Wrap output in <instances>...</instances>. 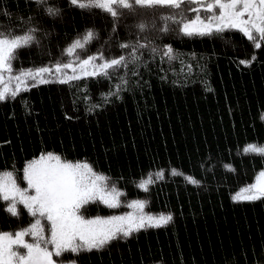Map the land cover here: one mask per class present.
Masks as SVG:
<instances>
[{
	"label": "trees",
	"instance_id": "obj_1",
	"mask_svg": "<svg viewBox=\"0 0 264 264\" xmlns=\"http://www.w3.org/2000/svg\"><path fill=\"white\" fill-rule=\"evenodd\" d=\"M50 2L62 9L55 19L29 0H0V30L41 29L39 46L20 50L14 70L54 62L89 28L98 39L82 57L98 50L118 56L119 42L140 38L132 27L138 17H121L113 32L106 13L80 10L67 0ZM169 27L167 33L142 35L161 50L170 45L172 59L141 49V60L111 79L39 84L0 102V170L15 168L20 181L27 161L53 152L87 161L127 199L146 201L149 212L172 215L166 226L134 232L103 251L66 253L59 259L78 264H264V199L232 200L264 170V157L241 150L249 142L264 145V44L256 50L237 32L187 37L175 31L176 25ZM253 54L250 66L240 63ZM110 91L117 95L103 99ZM173 168L184 175L172 176ZM160 170L164 176L157 180ZM149 174L154 182L144 191L137 185ZM185 176L200 184L188 183ZM5 207L0 201L1 231L28 225L31 218L23 207L19 218ZM83 212L91 217L119 211L96 203Z\"/></svg>",
	"mask_w": 264,
	"mask_h": 264
},
{
	"label": "snow or ice",
	"instance_id": "obj_2",
	"mask_svg": "<svg viewBox=\"0 0 264 264\" xmlns=\"http://www.w3.org/2000/svg\"><path fill=\"white\" fill-rule=\"evenodd\" d=\"M29 2L50 19L59 17L62 12L50 0ZM67 3L80 10L95 9L108 14L113 21V32H116L115 25L121 17H138L132 27L140 38L119 42L117 47L122 54L118 56L106 57L103 50H98L82 57L81 53L87 51L88 45L98 39V32L89 28L62 49L61 57L54 62L14 70L13 62L19 58L20 50L39 46L37 34L41 29L32 25L21 32L0 30V102L15 99L21 92L39 84L69 83L97 76L111 79L115 72L137 64L142 57L141 49H149L152 54L160 53L172 59L170 45L161 50L151 46L148 37L142 35L151 31L167 33L172 30L170 24L177 26L175 31L178 34L187 37L222 36L232 31L241 34L256 50L264 44V0H67ZM31 19L28 17L29 22ZM48 35L45 33V36ZM255 59L253 54L240 63L250 66ZM120 80L121 84H127L123 76ZM121 84L115 86L117 92ZM117 92L110 91L103 99L117 95ZM241 150L244 155L264 157V145L256 142L246 143ZM224 168L235 171L229 164H225ZM20 171L19 180L26 184L25 187L18 182L15 168L0 170V201L6 202L4 210L11 216L19 218L18 205H22L32 219L26 227L15 232L0 231V264H78L76 259L65 261L59 258L66 253L80 256L82 253L103 251L113 241L126 240L142 229L166 226L172 220L170 213H145L147 202L143 200H132L123 205L133 210L127 213L85 216L83 210L90 204H103L109 209L121 207L120 197L125 195L115 184L109 187L110 178L97 173L87 161L74 162L47 152L27 161ZM170 174L184 175L174 168ZM155 175L157 180L162 179L164 171L160 170ZM185 179L190 184H200L191 176H185ZM153 182L149 174L137 186L148 191V185ZM262 199L264 170L255 175L252 183L232 195L234 202Z\"/></svg>",
	"mask_w": 264,
	"mask_h": 264
},
{
	"label": "rangeland",
	"instance_id": "obj_3",
	"mask_svg": "<svg viewBox=\"0 0 264 264\" xmlns=\"http://www.w3.org/2000/svg\"><path fill=\"white\" fill-rule=\"evenodd\" d=\"M111 37H112V36H111ZM18 182L21 183V187H25V186H26V184H25L24 182H22V181H18ZM108 185H109V187H111L112 183L108 181ZM117 188H118V187H117ZM118 189H119V188H118ZM235 193H236V192H235ZM120 200L122 201V206L119 207V208H116V209H115V210H118V211H119L118 213H115V214H117V215H118V214L127 213V212H130V211H133L132 209H129V208L123 206V205H126L127 203L131 202L132 200H142V199H127V196H126V195H123V196L120 197ZM143 201H144V200H143ZM100 205H103V204H100ZM18 207H19V209H22L23 206H22V205H18ZM144 212L147 213V214L158 215V214H154V213L148 211V209H147V203H146V206H145V208H144ZM112 215H114V214H112ZM95 216H98V215H95ZM91 217H94V216H91ZM30 218H31V217H30ZM31 219H32V218H31ZM26 226H27V225H26ZM26 226H25V227H26ZM16 230H18V229L10 230V231H7V232H15ZM0 231H1V230H0ZM28 239H30V238H28Z\"/></svg>",
	"mask_w": 264,
	"mask_h": 264
}]
</instances>
